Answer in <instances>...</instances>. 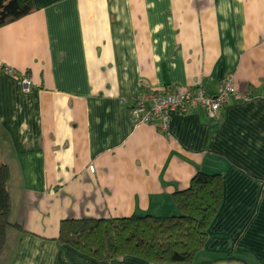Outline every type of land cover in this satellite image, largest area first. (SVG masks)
<instances>
[{"label":"crops","instance_id":"crops-1","mask_svg":"<svg viewBox=\"0 0 264 264\" xmlns=\"http://www.w3.org/2000/svg\"><path fill=\"white\" fill-rule=\"evenodd\" d=\"M33 3L0 27V163L21 227L0 264H147L60 245L59 221L176 214L197 171L222 175V201L190 264H264V0ZM225 79L248 98L215 118L173 113L166 133L131 120L141 94Z\"/></svg>","mask_w":264,"mask_h":264},{"label":"trees","instance_id":"trees-1","mask_svg":"<svg viewBox=\"0 0 264 264\" xmlns=\"http://www.w3.org/2000/svg\"><path fill=\"white\" fill-rule=\"evenodd\" d=\"M35 9L33 0H0V27L21 19ZM25 76L24 74H21ZM9 172L0 163V253L5 230L18 224L9 221ZM222 175L197 171L189 187L174 193L177 213L122 218H65L53 239L97 261L132 257L147 264H190L203 249L208 228L222 201Z\"/></svg>","mask_w":264,"mask_h":264},{"label":"built area","instance_id":"built-area-1","mask_svg":"<svg viewBox=\"0 0 264 264\" xmlns=\"http://www.w3.org/2000/svg\"><path fill=\"white\" fill-rule=\"evenodd\" d=\"M21 85L24 92L30 89V80L21 75ZM237 97L246 100L245 93H239L231 79L220 82L216 91L208 93L201 83L183 90H165L162 92H148L135 98L130 107V117L135 124H151L160 132L168 130L171 115L186 114L194 108H199L210 118H215L220 109L230 98Z\"/></svg>","mask_w":264,"mask_h":264}]
</instances>
